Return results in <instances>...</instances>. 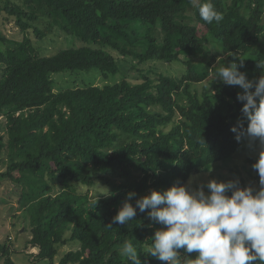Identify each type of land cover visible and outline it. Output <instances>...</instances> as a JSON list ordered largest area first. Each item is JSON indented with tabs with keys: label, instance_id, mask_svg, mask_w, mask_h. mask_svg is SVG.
<instances>
[{
	"label": "trees",
	"instance_id": "16d2710c",
	"mask_svg": "<svg viewBox=\"0 0 264 264\" xmlns=\"http://www.w3.org/2000/svg\"><path fill=\"white\" fill-rule=\"evenodd\" d=\"M202 2L0 0V183L30 233L20 251L27 264H55L59 249L72 242L78 246L58 264H130L119 251L126 240L142 262L165 264L147 256L156 230L146 212L137 211L128 225L113 223L126 193L139 198L186 184L245 145L230 131L241 118V89L214 79L202 84L224 55L243 60L240 71L249 79L264 76L256 66L264 59V0H212L224 14L219 24L200 18ZM41 21L81 45L73 40L72 47L40 56L29 38L14 41L1 31L12 23L40 42ZM120 59L132 60L137 71L153 60L184 70L180 77L141 70L137 83L53 92L54 74L97 70L106 79L124 70ZM97 179L112 195L96 203L76 193L74 184L91 187ZM252 179L259 181L258 174ZM7 235L0 262L15 264L18 251Z\"/></svg>",
	"mask_w": 264,
	"mask_h": 264
},
{
	"label": "clouds",
	"instance_id": "9594fccd",
	"mask_svg": "<svg viewBox=\"0 0 264 264\" xmlns=\"http://www.w3.org/2000/svg\"><path fill=\"white\" fill-rule=\"evenodd\" d=\"M197 10L208 24H219L224 18L212 0L198 3ZM256 66L264 70V59L257 60ZM243 67L240 59L227 66L222 63L214 70L213 79L241 89L236 96L242 103L241 118L230 131L237 143L244 139L261 145L252 164L259 176V190L241 187L236 178L209 180L196 188L173 184L163 191L150 190L139 198L134 191L126 193L112 217L113 223L128 225L139 211L163 226L154 232L147 256L165 264H182L179 250L183 249L185 264H264V76L249 79L240 71ZM102 195L112 193L106 190ZM119 251L130 264H146L130 241H124ZM191 253L197 254L195 258H189Z\"/></svg>",
	"mask_w": 264,
	"mask_h": 264
},
{
	"label": "rangeland",
	"instance_id": "374dc122",
	"mask_svg": "<svg viewBox=\"0 0 264 264\" xmlns=\"http://www.w3.org/2000/svg\"><path fill=\"white\" fill-rule=\"evenodd\" d=\"M36 26L41 32L45 34L43 41H37L36 37L32 33V30L22 33L18 31L12 23L7 24L1 29V31L6 36V38L12 39L14 41H21L23 37L29 38L31 40L32 46L40 56H51L62 48L72 47V45L75 44L73 43V40L79 43L78 46L81 45L76 39H71L70 37L64 35L58 28H53L51 31L46 30V23L43 21H41ZM220 59L221 60L218 59L213 65L212 69L218 68L222 64L221 62H223L225 66L228 65L229 61L226 59L225 55L221 56ZM119 62L122 65H125L123 66L124 70L119 71L116 75H110L106 79H104L97 70H91L90 72L65 71L54 74L52 77L53 92H59L65 89L81 88L88 85L102 87L117 83L122 79H126L131 83H137L139 76L138 72L141 70L144 72L151 71L152 73H161L163 75H169L172 77H180L184 70L183 66L177 63L169 64L153 60L140 63L136 67L139 70L137 71L132 67L135 65L132 60L129 61V59H120ZM213 72L202 85H208L209 81L213 79ZM202 85H196V88L200 90ZM261 150L260 143H249L246 141L245 145L234 154L233 158L229 162L225 164H214L209 172L199 173L191 176L186 184L190 185L192 188H196L198 186L205 185L209 180L227 181L238 178L241 187L251 186L254 191L259 190V181L252 179L253 176H256V172L253 171L252 164ZM1 168L4 170L5 167L1 166ZM74 187L77 194H88V196L92 199L103 197L105 195L102 194H104L106 190L108 192L111 190L109 185L98 179L95 180L93 186L91 187H86L80 184H74ZM6 189L7 185L5 183H0V234L3 238H5L7 234H11L13 236V241L11 244L13 246L16 244L18 247H20L22 243L21 241L25 237H29L30 233L27 230L26 223L22 225V223L16 219L17 216H20V212L15 209L17 208V203L14 199L15 197L11 194L8 195V193H5ZM204 191L207 193L206 188ZM11 206L15 210H10L9 207ZM150 221L152 224H154V230H158L163 227L152 220ZM13 223L15 224L14 226ZM5 227L9 229L8 232L6 231ZM25 228L27 230L26 232H24ZM1 241L2 238L0 239V242ZM77 246V242H72L61 247L58 251V254L56 255L55 264H58L59 259L65 253L75 250ZM31 252L34 253L36 251L32 250ZM12 261L15 264H25L26 256L23 253H15L12 255ZM0 264L2 263L0 262Z\"/></svg>",
	"mask_w": 264,
	"mask_h": 264
},
{
	"label": "crops",
	"instance_id": "0c3cea01",
	"mask_svg": "<svg viewBox=\"0 0 264 264\" xmlns=\"http://www.w3.org/2000/svg\"><path fill=\"white\" fill-rule=\"evenodd\" d=\"M6 228V227H5ZM6 231L8 232L9 231V229L8 228H6ZM20 232V231H19ZM8 237H7V239L8 240H10V242H12L13 241V236L11 235V234H8L7 235ZM3 239V237H1V234H0V239ZM12 239V240H11ZM30 239V236L28 237H25L21 242V245H20V247H18L16 244L14 245V248L15 249H17V251L19 252V253H21L20 251H22L23 250V248H24V245H25V243H26V241L27 240H29ZM18 252H16V253H18ZM15 254V253H14ZM11 258H12V256H11ZM25 264H26V262H25Z\"/></svg>",
	"mask_w": 264,
	"mask_h": 264
}]
</instances>
